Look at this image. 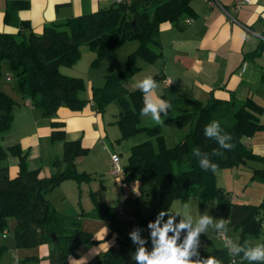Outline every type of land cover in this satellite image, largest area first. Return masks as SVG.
Listing matches in <instances>:
<instances>
[{
    "label": "trees",
    "instance_id": "trees-1",
    "mask_svg": "<svg viewBox=\"0 0 264 264\" xmlns=\"http://www.w3.org/2000/svg\"><path fill=\"white\" fill-rule=\"evenodd\" d=\"M29 7L28 0H9L4 13V23L17 28L16 32H0V76L1 63L8 60L16 73V87L28 97L31 105L42 110L44 117L51 118L64 105L71 111H80L92 101L97 112L102 113L108 103H117L120 111L115 120L120 135L117 140L130 138L145 132L156 137V146L146 139L130 147L127 163L123 166L124 182L152 179L160 187L157 201L151 212L138 221L139 227L148 230L161 210H167L173 199L185 200L192 192H199L202 200L217 196L218 205L229 210L227 224L239 228L238 246L251 245L247 238L257 235L264 223V200L259 204H241L232 200L222 187L216 184L213 171H205L193 155L194 149L209 155L217 169L240 166L248 161L258 162L262 167L251 168V179L264 181V156L254 153L244 143V138L264 130L260 121L264 107L247 97L239 106L234 101L211 96L205 102L189 97L167 100L169 112L176 111V123L189 122L191 130L174 146L166 147L159 134L158 126H141L140 111L143 108V93L138 89L127 90L121 79L133 75L139 67L134 63L139 56L148 63L160 56V25L164 22L177 24L182 16L191 13V0H119L95 11L69 17L64 22L45 24L35 32L28 20L17 17L19 10ZM135 39L138 44L128 55L126 67L107 75L103 87H91V98H82L86 89L83 78L70 76L61 71L63 66L74 65L81 57V47L86 45L95 50L91 65H99L111 56L113 50L124 40ZM264 49L261 45L260 50ZM156 80V77H152ZM15 100L0 90V133L8 131L12 124ZM219 122L224 133L230 134L234 145L231 150L219 149L215 140L204 135L211 121ZM50 139L63 142L61 158L52 162L54 172L39 176V168L27 164L28 151L13 144L0 146V233L6 232L7 219H15L14 240L18 248L49 246L44 258L25 257L20 264H70L68 257H77V249L83 244H98L102 240L93 238L92 233L81 227V218L89 216L107 222L106 240L115 235V247L110 246L95 264L126 263V251L131 241L126 236V225L133 219L119 218L115 208L98 200L90 191L93 206L79 215H69L53 205L50 193L67 179L77 183L88 182L92 176L76 168V159L88 153L80 139H66L63 122L51 121ZM219 149L221 155H213ZM17 158L18 170L14 176L8 172V158ZM166 219V217H165ZM149 231V230H148ZM52 234L56 238L52 237ZM151 251V242L147 245ZM5 246L0 245V258ZM136 248V246H135ZM199 253L193 260L215 257L220 264H229L231 255L226 247L208 250L204 246L194 249ZM235 256L240 264H249L243 253Z\"/></svg>",
    "mask_w": 264,
    "mask_h": 264
},
{
    "label": "crops",
    "instance_id": "crops-1",
    "mask_svg": "<svg viewBox=\"0 0 264 264\" xmlns=\"http://www.w3.org/2000/svg\"><path fill=\"white\" fill-rule=\"evenodd\" d=\"M8 1L0 0V32L17 31L16 27L4 23ZM28 1L29 7L19 10L17 17L20 20H28L30 27L35 32H40L45 24L64 22L69 17L95 11L117 0ZM217 1L226 8L227 13L217 4L211 5L209 0H191V13L182 16L177 24L164 22L160 25L159 47L156 48L160 56L147 64V77L157 78L159 87L156 95L165 101L189 97L205 102L213 96L222 100L232 99L237 107L250 97L264 107V49L260 50L261 45L264 46V39L260 37L264 30V0H250L237 10L233 7L236 0ZM95 54V50L83 45L81 57H84V60L80 59L72 66H63L61 71L70 76L85 75L88 68H91ZM7 72L8 66H4L5 76L0 81V90L11 95L15 104L10 129L0 133V146L19 144L22 149L28 151V167L39 168L40 177L48 176L54 172L52 162L61 158L63 152V142L50 139V122H63L66 139H80L81 145L88 148L86 155L76 159L77 170L87 172L91 176L99 174L103 187L107 182H113L117 192L120 191L118 189L122 188V176L112 174L111 167L108 170V165H111L109 153L100 144L101 140L106 142L109 124L112 123L106 119L104 113L97 112L95 105L90 101L80 111H71L61 105L53 117H44L41 108L25 104V100H29L28 97L18 90L16 84L7 82L10 81L7 79ZM132 81L131 85L136 89L137 80ZM91 87H88L89 90L84 92L85 97L82 98H91ZM260 121L264 123V110ZM113 136L116 137L114 134ZM244 143L254 153L264 156V133L256 132L244 138ZM248 162L244 165L249 168L250 173L251 168L262 167L258 162ZM17 170V158L10 156V176H14ZM53 196L51 192L49 199L56 207V198ZM232 200L234 201L235 197L232 196ZM83 221L88 226L89 220ZM106 224V221L98 224L94 235L95 239L102 241L93 246L81 245L76 251L77 257H68L70 264H88L108 247L116 246L115 235L103 240L109 232ZM220 241L222 242L221 239ZM221 247H224V244ZM32 249H35V252L30 253ZM48 251L49 246L40 245L28 248L22 257L44 258ZM17 252L18 250L15 251V258L20 260ZM40 264H48V261L44 259Z\"/></svg>",
    "mask_w": 264,
    "mask_h": 264
},
{
    "label": "rangeland",
    "instance_id": "rangeland-1",
    "mask_svg": "<svg viewBox=\"0 0 264 264\" xmlns=\"http://www.w3.org/2000/svg\"><path fill=\"white\" fill-rule=\"evenodd\" d=\"M133 44L137 45V40H124L120 46L112 51L111 56L108 59H104L99 65H91V68H88L85 75H79L78 77L83 78L86 83V89L81 93V96L85 97L84 92L89 90L90 86L103 87L105 85L107 75L122 71L126 67L128 55L135 50V47H137ZM80 59L84 60V57H80ZM82 62L84 63V61ZM134 63L139 67L138 71L131 76L122 78L120 81L123 87L127 90L134 89V86L131 85V82H133L132 80H137L136 84H138L147 77L148 70H146V66L148 62L138 56ZM4 66H8L7 73L11 77V79H9L10 81L7 82L11 85H15L17 82L16 73L10 68L9 62L6 59H4L1 63L0 81H2L5 76ZM135 74H137L136 77H133ZM27 101L29 100L26 99L25 104ZM119 111L120 109L114 101L108 103L103 111L106 119L112 122L109 124L110 130L105 143L108 145L109 149H111L110 151L118 154L119 162L121 166H123L127 163V157L129 155L131 145L150 139L156 146V137L148 135L145 132H141L130 138L118 141L116 137H119L120 132L115 120L117 119ZM177 114L178 112L176 111L169 112L168 117H162L164 123L159 125L148 118H142L140 115L139 124L141 126L148 127L158 126L159 134L163 138L164 145L166 147H172L191 130V124L189 122L183 123L182 125H178L176 123ZM263 133L264 130L257 131V134ZM113 134L116 135V137L113 136ZM250 163L255 164V162H248V164ZM110 167L111 165H108V170ZM213 175L216 184L222 187V191L228 193L229 196L235 197L234 201L237 203L256 205L264 200V181L252 180L250 170L248 167H245L244 164L230 168L217 169L213 172ZM100 180H102V177H100L99 174L92 176V179L88 182L77 183L72 179L64 180L52 191V196L54 195V199L56 198L54 202L57 207L56 209H60V211H64V213H68L72 216L79 215L82 209H84V211H89L93 206V201L90 197V191H92L95 197L104 202L106 205H109L116 210L118 206H121L124 216L118 214L120 216L119 218L126 217L128 219H133L132 224L126 225L125 229L126 236L129 237V233L134 230V228H140L138 221L147 216L154 207L160 192L159 185L152 179L138 178V183L134 180L127 181L126 184L130 188V191L128 192V197L124 198V191L122 188L118 189L120 191L117 192V188L114 186L113 182H110L109 184L107 182L106 186L103 187L102 181ZM58 199H60V201ZM185 204L189 205L188 211L194 220L193 227H195L196 218L204 215L205 213L213 218L214 224L220 219H224L226 221V218H228L229 215V210L222 209L218 205L217 196L202 200L199 192H192L185 200L179 198L173 199L169 203L167 210L173 213H183V206ZM81 219L82 229L85 231L88 229L89 233L93 232V238L98 227L97 225L105 222L103 219L90 217L89 214L88 216H83ZM84 219L89 220L88 226L87 223L83 221ZM180 219L181 217H177V223H179ZM214 224L209 225L207 231L201 233L199 237V246H204L208 250L221 247L223 241H220L221 238L217 236V232H223L229 239L231 246H233V244L237 245L239 241V228L227 224L226 229L217 230L214 227ZM14 227L15 219L13 216H10L7 219L6 232L4 234L3 232L0 233V245L5 246L0 258V264H12L13 259L16 256L15 251L17 250V254L21 257L20 260L23 259L22 255L25 256L27 253L26 251L28 248L16 247L14 240ZM185 232H187V230ZM141 237H149V232L144 228H141ZM129 240L131 241L130 238ZM247 241L251 244L248 247H255L258 243H264V223L261 224L260 232L257 235L248 237ZM86 245L93 246L96 244ZM135 250V245L131 241L129 248L126 251V263L133 260L131 254L134 253ZM33 252H35V249H32L30 253ZM100 259L101 255H98L88 264H95L97 260ZM229 264L240 263L239 261H236L235 263Z\"/></svg>",
    "mask_w": 264,
    "mask_h": 264
},
{
    "label": "clouds",
    "instance_id": "clouds-1",
    "mask_svg": "<svg viewBox=\"0 0 264 264\" xmlns=\"http://www.w3.org/2000/svg\"><path fill=\"white\" fill-rule=\"evenodd\" d=\"M136 87L143 93V108L140 111L142 118H148L157 125L164 123L162 117H168L171 104L159 98L156 90L159 84L152 77H146ZM163 114V116H162ZM204 135L210 140H215L219 149L231 150L234 145L230 143L232 137L224 133L219 122L211 121L205 126ZM219 149L213 150V155H221ZM193 155L198 158L200 167L205 171L217 170V165L212 163L207 153H202L198 148L193 150ZM183 213H173L169 210H161L154 222L148 223L149 237H141V228H134L129 233V238L136 246L132 253L135 264H220L215 257L206 260H193V256L199 253L194 251L199 247L201 233L207 231L214 221L207 213L198 216L193 227V217L189 213V205L185 204ZM167 217V219H165ZM177 217H181L177 223ZM217 230L226 229L227 222L220 219L215 222ZM187 230V234L182 236ZM151 242V251L147 247ZM230 253L239 255L243 253V259L249 264H264V243H258L255 247H241L233 244Z\"/></svg>",
    "mask_w": 264,
    "mask_h": 264
},
{
    "label": "built area",
    "instance_id": "built-area-1",
    "mask_svg": "<svg viewBox=\"0 0 264 264\" xmlns=\"http://www.w3.org/2000/svg\"><path fill=\"white\" fill-rule=\"evenodd\" d=\"M117 1H119V0H117ZM249 2H250V0H236L234 2V4H233V7H234L235 10H237L242 5L247 4ZM209 3L211 5L217 4L225 13H227L226 8L224 6H222L221 4H219V2L217 0H209ZM229 17L231 19H233L230 15H229ZM260 37L262 39H264V30H263L262 34L260 35ZM243 68H244V66H243ZM7 79L9 80V79H11V77L7 76ZM26 104L27 105H31L30 100L27 101ZM100 144L109 153V159H110V163H111V173L114 174V175L123 177V166H121V164L119 162L118 154L113 152V151H110L108 145L103 140L100 141ZM121 187H122V189L124 191V198H127L128 197V192L130 191V188L127 186L126 182H124V181L122 182ZM117 212H118V214H121L122 216H124V213L122 211L121 206L117 207ZM124 218H126V217H124ZM146 231H148V230H146ZM186 234H187V232L183 233L182 236H184ZM217 236L221 238V240L223 241L224 247H226L228 249V252L230 253L229 250H230V248L232 246H231V243H230L229 239L226 237V235L223 232H217ZM230 255H231L230 263H235L236 261H239V259L235 256V254L230 253ZM12 264H20L18 258H14Z\"/></svg>",
    "mask_w": 264,
    "mask_h": 264
},
{
    "label": "water",
    "instance_id": "water-1",
    "mask_svg": "<svg viewBox=\"0 0 264 264\" xmlns=\"http://www.w3.org/2000/svg\"><path fill=\"white\" fill-rule=\"evenodd\" d=\"M52 237L54 238V240H56V238L54 237V235L52 234Z\"/></svg>",
    "mask_w": 264,
    "mask_h": 264
}]
</instances>
